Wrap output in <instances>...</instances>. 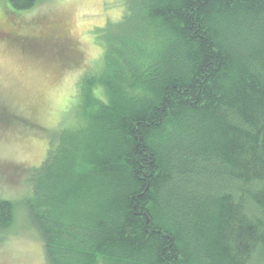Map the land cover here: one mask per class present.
I'll use <instances>...</instances> for the list:
<instances>
[{"label":"trees","instance_id":"obj_1","mask_svg":"<svg viewBox=\"0 0 264 264\" xmlns=\"http://www.w3.org/2000/svg\"><path fill=\"white\" fill-rule=\"evenodd\" d=\"M120 21L0 230L22 207L45 264H264V0H124Z\"/></svg>","mask_w":264,"mask_h":264},{"label":"rangeland","instance_id":"obj_2","mask_svg":"<svg viewBox=\"0 0 264 264\" xmlns=\"http://www.w3.org/2000/svg\"><path fill=\"white\" fill-rule=\"evenodd\" d=\"M123 13L124 0H42L27 10L0 0V198L31 193L29 178L40 174L49 145L73 129L60 121L64 112L75 114L77 81L98 67L106 39L125 30ZM52 32L62 46L42 41ZM0 264H45L42 240L22 207L0 230Z\"/></svg>","mask_w":264,"mask_h":264},{"label":"flooded vegetation","instance_id":"obj_3","mask_svg":"<svg viewBox=\"0 0 264 264\" xmlns=\"http://www.w3.org/2000/svg\"><path fill=\"white\" fill-rule=\"evenodd\" d=\"M0 34H2V32H0ZM42 41L44 43H49V44H54V45H57V46H62L60 38L54 32H52V34H50V35L48 34V36L43 38ZM61 48L64 49V47H61Z\"/></svg>","mask_w":264,"mask_h":264}]
</instances>
